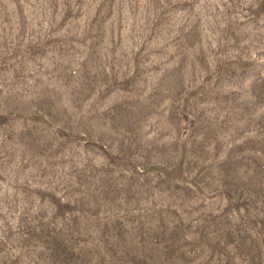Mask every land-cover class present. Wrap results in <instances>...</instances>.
Listing matches in <instances>:
<instances>
[{"label":"rangeland","instance_id":"1","mask_svg":"<svg viewBox=\"0 0 264 264\" xmlns=\"http://www.w3.org/2000/svg\"><path fill=\"white\" fill-rule=\"evenodd\" d=\"M0 264H264V0H0Z\"/></svg>","mask_w":264,"mask_h":264}]
</instances>
